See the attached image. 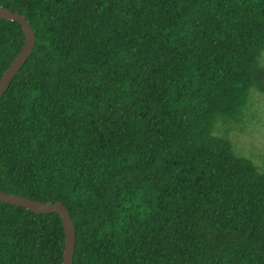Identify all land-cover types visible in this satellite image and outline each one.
Wrapping results in <instances>:
<instances>
[{"label":"trees","instance_id":"obj_1","mask_svg":"<svg viewBox=\"0 0 264 264\" xmlns=\"http://www.w3.org/2000/svg\"><path fill=\"white\" fill-rule=\"evenodd\" d=\"M33 52L0 100V189L62 202L73 264H264V0H0ZM0 19V81L23 49ZM57 213L0 201V264H63Z\"/></svg>","mask_w":264,"mask_h":264},{"label":"water","instance_id":"obj_2","mask_svg":"<svg viewBox=\"0 0 264 264\" xmlns=\"http://www.w3.org/2000/svg\"><path fill=\"white\" fill-rule=\"evenodd\" d=\"M0 19L17 21L23 28L26 35V42L18 54L16 59L12 62L7 72L3 75L0 81V100L4 93L8 90L12 80L16 77L18 72L25 65L31 56L36 43V36L26 16L20 12H14L6 7L0 6ZM0 201L9 203L15 206L27 208L36 213H57L63 220L66 232V244L63 264H73L74 254L76 249V229L69 209L62 202L46 203L34 200L22 195H14L6 193L0 189Z\"/></svg>","mask_w":264,"mask_h":264},{"label":"rangeland","instance_id":"obj_3","mask_svg":"<svg viewBox=\"0 0 264 264\" xmlns=\"http://www.w3.org/2000/svg\"><path fill=\"white\" fill-rule=\"evenodd\" d=\"M264 68V52L259 58ZM227 131L233 141L235 151L251 158L256 166H264V95L252 91L248 118L236 126L220 125L217 134Z\"/></svg>","mask_w":264,"mask_h":264}]
</instances>
